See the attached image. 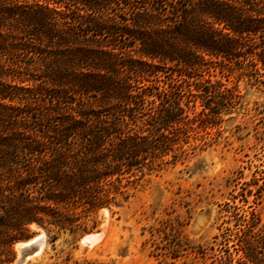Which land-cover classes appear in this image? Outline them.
I'll list each match as a JSON object with an SVG mask.
<instances>
[{
	"label": "trees",
	"instance_id": "trees-1",
	"mask_svg": "<svg viewBox=\"0 0 264 264\" xmlns=\"http://www.w3.org/2000/svg\"><path fill=\"white\" fill-rule=\"evenodd\" d=\"M256 62L264 0H0V242L76 228L185 133L191 96L216 112L201 69ZM257 220L217 264H264Z\"/></svg>",
	"mask_w": 264,
	"mask_h": 264
},
{
	"label": "rangeland",
	"instance_id": "rangeland-1",
	"mask_svg": "<svg viewBox=\"0 0 264 264\" xmlns=\"http://www.w3.org/2000/svg\"><path fill=\"white\" fill-rule=\"evenodd\" d=\"M198 73L222 82L216 112L191 96L185 133L125 172L111 202L77 209L72 230L31 222L0 242V264H217L252 212L264 237V64Z\"/></svg>",
	"mask_w": 264,
	"mask_h": 264
},
{
	"label": "bare ground",
	"instance_id": "bare-ground-1",
	"mask_svg": "<svg viewBox=\"0 0 264 264\" xmlns=\"http://www.w3.org/2000/svg\"><path fill=\"white\" fill-rule=\"evenodd\" d=\"M91 235V234H90ZM31 240V239H30ZM34 240V239H33ZM21 254V253H20ZM30 257V256H29ZM21 263V262H20Z\"/></svg>",
	"mask_w": 264,
	"mask_h": 264
},
{
	"label": "water",
	"instance_id": "water-1",
	"mask_svg": "<svg viewBox=\"0 0 264 264\" xmlns=\"http://www.w3.org/2000/svg\"><path fill=\"white\" fill-rule=\"evenodd\" d=\"M40 239V238H39ZM42 239H43V237H42Z\"/></svg>",
	"mask_w": 264,
	"mask_h": 264
}]
</instances>
